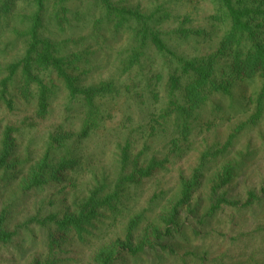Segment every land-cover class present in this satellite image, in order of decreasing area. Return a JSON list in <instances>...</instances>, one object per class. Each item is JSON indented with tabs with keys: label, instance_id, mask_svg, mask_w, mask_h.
Segmentation results:
<instances>
[{
	"label": "rangeland",
	"instance_id": "1",
	"mask_svg": "<svg viewBox=\"0 0 264 264\" xmlns=\"http://www.w3.org/2000/svg\"><path fill=\"white\" fill-rule=\"evenodd\" d=\"M109 2L148 17V26L172 54L158 52L149 40L142 42L136 31L140 24L118 23L100 0L44 3L40 33L61 56L74 59L68 72L78 85L106 82L112 90L96 98V124L79 138L85 120L79 96L71 98L53 73H40L51 92L46 112L39 115L35 89L22 96L20 71L14 75L8 87L12 107L0 100V148L4 130L14 129L0 168V214L14 235L0 244V264L44 263L48 258L51 264H94L96 253L123 241L129 229L136 244L153 228L161 232L157 253L147 249L121 259L119 252L126 250L120 245L112 264H264V97L259 101V77L232 75L233 50H246L249 40L222 49L230 23L218 0ZM233 2L264 8V0ZM8 10L0 16V79L10 63L24 56L35 7L33 0H10ZM134 52L137 59L130 63ZM210 56L214 79L229 81V94L208 92L202 104L184 114L178 108L183 96L170 87V77L180 78L181 60ZM186 79L182 76L181 83ZM46 153L52 164L64 158L72 165L56 181L24 188ZM227 164L233 167L231 179L218 187ZM140 170L150 172L141 175ZM132 174L135 180L119 188L118 202L99 209L81 237L73 230L57 237V248L49 255L55 226L35 219L73 211L93 189L99 197L111 194L120 176ZM192 177L189 206L179 207L177 227L167 231L169 211ZM220 196L236 205L208 214Z\"/></svg>",
	"mask_w": 264,
	"mask_h": 264
},
{
	"label": "trees",
	"instance_id": "2",
	"mask_svg": "<svg viewBox=\"0 0 264 264\" xmlns=\"http://www.w3.org/2000/svg\"><path fill=\"white\" fill-rule=\"evenodd\" d=\"M47 0H33L35 11L29 18V23L26 27L27 46L24 56L16 62L10 63L6 67V74L0 79V100L8 107H12L10 100V93L8 90L14 75L20 71V86L19 90L22 96L27 97L31 94V89H35L38 114L43 115L46 112L48 95L51 92V87L46 80L40 76V73L51 72L55 75L65 90L69 93L71 98L80 97L85 106V120L79 138L87 135L88 131L96 124L97 106L95 104L96 98L103 92L112 90L111 84L102 82L98 85L82 87L78 85L75 76L68 72V67L73 63L74 59L61 56L55 43L49 38L41 35L42 29V12L44 3ZM61 4L65 0H54ZM222 5L225 15L229 20L230 29L226 34L222 43V49L238 45L242 38L249 40L250 47L246 50H233L232 61V75L238 79H247L252 77H259L261 80V87L258 93V99L261 101L264 97V8L236 6L233 0H218ZM10 0H0V16L8 13ZM106 13L114 15L118 19V23L133 20L140 24L141 28L137 29L140 34L142 42L149 40L155 50L158 52H170L164 42L161 40L157 32H154L147 24L148 17L136 10H129L125 8H117L113 6L109 0H100ZM219 50L222 52L223 50ZM138 53H133V58L130 63L137 59ZM181 76L170 77V87L179 89L183 96V105L178 106L182 113L189 115L190 112L202 104L206 99L208 92H222L229 94V81L222 80L217 82L214 79V59L212 56L204 59L181 60L180 61ZM182 76H186L185 82L181 83ZM14 129L7 127L1 139L0 148V168L6 163V158L9 155L12 146V133ZM126 156L125 151H122V158ZM69 160L60 158L56 163L52 164L47 153L41 158L40 162L31 171L28 179L25 181L24 188L30 189L56 181L60 178L61 173L69 168L72 164ZM147 168H151L147 167ZM233 167L231 165L223 166L219 176L218 184L225 185L229 182L232 176ZM149 170H140L141 175H147ZM135 176L124 175L120 176L116 181L115 190L104 197L98 194V189H93L90 194L73 210L65 211L61 217L55 214H49L43 219H35L37 223L42 225L52 223L55 226V234L50 238L48 249L49 255L57 248V237H63L66 232L73 230L77 236L81 237L86 228L92 225L98 214V210L102 208H111L115 202H118V190L125 183L135 180ZM195 185V177L190 181L184 182L179 200L171 207L169 215L166 218L167 227L173 229L177 227L174 222L178 210L183 207H188L191 199V189ZM249 197H254L252 192H249ZM222 205L235 206L236 202L227 199L224 196L217 197L211 203L208 214H212ZM180 207V208H179ZM4 215L0 214V244L7 243L14 232L8 230L4 225ZM33 221V220H32ZM136 219L132 221L133 225ZM161 237V232L157 228H153L146 233L138 243L133 244L131 241V230L129 229L123 241H118L110 247L101 249L96 253L94 264H112L119 252V246L126 250V253L121 255V259L129 256L135 258L139 254H143L147 249L157 253L158 249L155 246L157 239ZM161 249V248H160ZM149 250V251H150ZM165 250V249H162ZM35 264H51V259L48 258L44 263Z\"/></svg>",
	"mask_w": 264,
	"mask_h": 264
}]
</instances>
